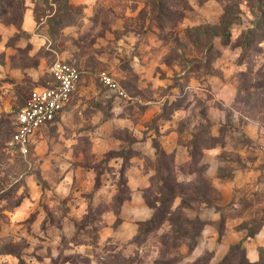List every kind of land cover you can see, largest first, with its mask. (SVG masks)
Wrapping results in <instances>:
<instances>
[{"label": "rangeland", "instance_id": "rangeland-1", "mask_svg": "<svg viewBox=\"0 0 264 264\" xmlns=\"http://www.w3.org/2000/svg\"><path fill=\"white\" fill-rule=\"evenodd\" d=\"M263 142L264 0H0V264H264Z\"/></svg>", "mask_w": 264, "mask_h": 264}, {"label": "built area", "instance_id": "built-area-1", "mask_svg": "<svg viewBox=\"0 0 264 264\" xmlns=\"http://www.w3.org/2000/svg\"><path fill=\"white\" fill-rule=\"evenodd\" d=\"M81 76V70L74 63L57 61L52 66L50 82L30 91L17 114L11 139L22 155L30 153L34 139L42 128L53 124L65 113ZM99 77L105 85L119 89L120 94L126 95L109 72L100 71Z\"/></svg>", "mask_w": 264, "mask_h": 264}, {"label": "trees", "instance_id": "trees-1", "mask_svg": "<svg viewBox=\"0 0 264 264\" xmlns=\"http://www.w3.org/2000/svg\"><path fill=\"white\" fill-rule=\"evenodd\" d=\"M48 83H49V82H48ZM71 101H72V100H71ZM70 104H71V102H70ZM70 104L68 105L67 109L69 108ZM67 109H66V110H67ZM57 120H58V119H57ZM57 120H56V121H57ZM56 121H55V122H56ZM55 122H54V123H55ZM50 125H51V124H50ZM50 125H49V126H50ZM14 126H15V125H14ZM46 127H47V126H46ZM13 132H14V130H13ZM13 132H12V134H13ZM11 139H12V136H11Z\"/></svg>", "mask_w": 264, "mask_h": 264}]
</instances>
